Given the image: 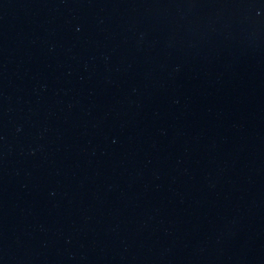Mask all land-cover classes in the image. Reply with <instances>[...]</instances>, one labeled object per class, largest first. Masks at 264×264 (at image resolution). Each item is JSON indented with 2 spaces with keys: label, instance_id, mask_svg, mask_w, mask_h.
<instances>
[{
  "label": "water",
  "instance_id": "1",
  "mask_svg": "<svg viewBox=\"0 0 264 264\" xmlns=\"http://www.w3.org/2000/svg\"><path fill=\"white\" fill-rule=\"evenodd\" d=\"M0 264H264V0H0Z\"/></svg>",
  "mask_w": 264,
  "mask_h": 264
}]
</instances>
